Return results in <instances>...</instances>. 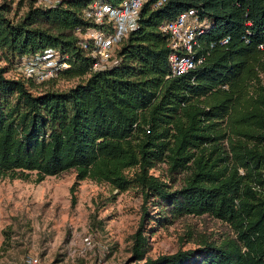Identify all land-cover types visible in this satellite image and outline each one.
Masks as SVG:
<instances>
[{"label":"trees","instance_id":"obj_1","mask_svg":"<svg viewBox=\"0 0 264 264\" xmlns=\"http://www.w3.org/2000/svg\"><path fill=\"white\" fill-rule=\"evenodd\" d=\"M93 1L122 0H0V178L39 182L72 170L71 193L83 179L136 189L144 204L122 264H262L264 0H146L117 43V62L102 69L91 67V44L81 46L87 30L102 27L85 17ZM188 10L203 30L195 53L203 59L170 77L160 26ZM48 49L52 75L22 76L20 62ZM59 80L74 83L53 88ZM159 164L166 180L151 171ZM183 215L224 229L148 257L145 223Z\"/></svg>","mask_w":264,"mask_h":264},{"label":"rangeland","instance_id":"obj_2","mask_svg":"<svg viewBox=\"0 0 264 264\" xmlns=\"http://www.w3.org/2000/svg\"><path fill=\"white\" fill-rule=\"evenodd\" d=\"M185 22L197 25L193 17ZM73 83L59 80L52 87L65 89ZM151 171L167 179L164 164ZM74 180L72 170L39 182L33 181V174L23 179L0 178V264H21L29 255L42 264L126 261L130 235L138 226L144 204L140 194L134 188L117 192L90 179L78 181L71 193ZM145 208L146 214H153L151 203H145ZM145 229L147 256L153 258L193 247L188 234H217L224 227L205 215H183L164 226L149 221ZM84 236L90 241L86 248L81 243Z\"/></svg>","mask_w":264,"mask_h":264},{"label":"built area","instance_id":"obj_3","mask_svg":"<svg viewBox=\"0 0 264 264\" xmlns=\"http://www.w3.org/2000/svg\"><path fill=\"white\" fill-rule=\"evenodd\" d=\"M46 5H55L60 0H42ZM146 0H122L116 7H110L107 4L93 1L85 12L91 22L100 24L102 27L91 28L87 30L82 38L84 41L81 46L86 48L87 40L92 48L91 57L94 59L92 63L93 69H102L114 65L117 61L114 56V50L118 41L124 37L128 31L135 27V21L138 10ZM164 0H158L159 5ZM193 17V11L179 13L173 20L165 22L160 26V30L167 34L168 45L172 52L167 57L168 71L170 77L180 76L189 70H192L203 59L202 56L195 57L198 46L196 37L202 33L201 27H198L196 19L193 17L197 25L187 24L186 18ZM111 23V32L105 28V24ZM228 38L219 39V44L227 43ZM215 43H210L213 46ZM261 48V45H258ZM55 54L45 50L42 55L33 59H26L20 62V72L24 77H31L35 81H41L51 76L52 68L57 64ZM61 68L66 67L65 64H58ZM81 243L83 248L89 246L90 241L87 236L82 237ZM21 264H42L36 256H26ZM262 264H264V259Z\"/></svg>","mask_w":264,"mask_h":264}]
</instances>
